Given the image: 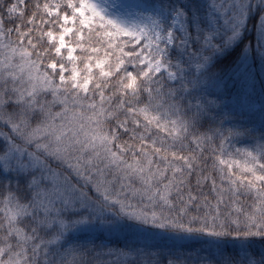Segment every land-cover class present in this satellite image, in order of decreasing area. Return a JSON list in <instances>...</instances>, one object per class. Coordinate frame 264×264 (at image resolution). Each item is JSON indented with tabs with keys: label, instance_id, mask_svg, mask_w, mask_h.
Here are the masks:
<instances>
[{
	"label": "snow or ice",
	"instance_id": "obj_1",
	"mask_svg": "<svg viewBox=\"0 0 264 264\" xmlns=\"http://www.w3.org/2000/svg\"><path fill=\"white\" fill-rule=\"evenodd\" d=\"M0 264H264V0H0Z\"/></svg>",
	"mask_w": 264,
	"mask_h": 264
}]
</instances>
